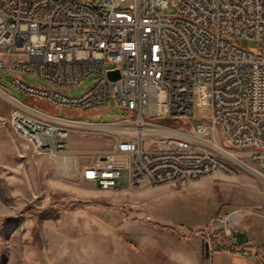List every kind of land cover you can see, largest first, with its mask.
<instances>
[{
  "label": "built area",
  "instance_id": "1",
  "mask_svg": "<svg viewBox=\"0 0 264 264\" xmlns=\"http://www.w3.org/2000/svg\"><path fill=\"white\" fill-rule=\"evenodd\" d=\"M123 1L0 0V52L9 56L0 67L26 96L13 95L12 127L48 147L58 170L74 152L73 131L108 136L111 147L75 170L102 188L236 173L244 155L264 173V0ZM92 74L82 94L65 91ZM195 91L208 113L190 114ZM112 97L126 113L79 117L109 110ZM240 217L237 209L214 215L202 228L209 247L236 244Z\"/></svg>",
  "mask_w": 264,
  "mask_h": 264
},
{
  "label": "rangeland",
  "instance_id": "2",
  "mask_svg": "<svg viewBox=\"0 0 264 264\" xmlns=\"http://www.w3.org/2000/svg\"><path fill=\"white\" fill-rule=\"evenodd\" d=\"M134 2L124 0L123 4ZM175 10V5H168L164 12ZM244 44L255 43L247 40ZM0 56L9 58L2 52ZM22 77L31 84H48L28 73ZM96 77L92 74L65 91L80 95ZM11 78L12 73L0 67V264H160L176 249L195 259L197 242L202 241L205 250L209 240L203 226L214 215L231 209L241 215L237 242L249 237V230L257 240L264 239V173L247 155L243 156L246 165L236 173L212 172L118 188L95 186L75 170L82 161L92 160L94 148L108 149L112 140L103 134L73 131L68 147L78 159L60 157V169H56L48 149L39 150L12 127L13 95L26 96ZM194 99L190 114L208 113V106L196 105L197 91ZM115 104L112 97L109 110L81 112L79 117L102 121L126 113ZM41 105L61 114L68 112ZM76 201L83 205H74ZM243 222L252 225L245 229L240 227Z\"/></svg>",
  "mask_w": 264,
  "mask_h": 264
},
{
  "label": "crops",
  "instance_id": "3",
  "mask_svg": "<svg viewBox=\"0 0 264 264\" xmlns=\"http://www.w3.org/2000/svg\"><path fill=\"white\" fill-rule=\"evenodd\" d=\"M103 148H94L92 152L101 150ZM86 151V150H85ZM79 162V161H78ZM90 162V161H87ZM86 163L82 161L80 167ZM79 164V163H78ZM93 185L96 186V182L92 181ZM241 222V220L239 219ZM251 222H243L240 227H246L249 229L251 227ZM249 234L243 242H237L235 240V247L229 248H214V243L211 242L209 248V255L205 254L203 250V242H197L195 252L197 257L193 259L187 254H183L182 250L171 251L169 256L161 259L160 264H264V239L257 240L256 236L249 231ZM212 246V247H211ZM244 247V248H243ZM243 248L238 251V249ZM169 253V252H168ZM172 259V260H171ZM174 260V262H173ZM182 260V262L178 261ZM147 264H155L147 263Z\"/></svg>",
  "mask_w": 264,
  "mask_h": 264
},
{
  "label": "water",
  "instance_id": "4",
  "mask_svg": "<svg viewBox=\"0 0 264 264\" xmlns=\"http://www.w3.org/2000/svg\"><path fill=\"white\" fill-rule=\"evenodd\" d=\"M108 73L113 78H116L120 75V71L118 68L117 69H111V70H109ZM205 248H206V255H209V241L208 240L205 241Z\"/></svg>",
  "mask_w": 264,
  "mask_h": 264
},
{
  "label": "bare ground",
  "instance_id": "5",
  "mask_svg": "<svg viewBox=\"0 0 264 264\" xmlns=\"http://www.w3.org/2000/svg\"><path fill=\"white\" fill-rule=\"evenodd\" d=\"M43 149H48V147H42ZM75 156L76 157V159H78L77 158V155L73 152V154L71 155V156ZM114 187H116V183H108V188H114Z\"/></svg>",
  "mask_w": 264,
  "mask_h": 264
},
{
  "label": "trees",
  "instance_id": "6",
  "mask_svg": "<svg viewBox=\"0 0 264 264\" xmlns=\"http://www.w3.org/2000/svg\"><path fill=\"white\" fill-rule=\"evenodd\" d=\"M74 205H83V203L80 201H76V202H74ZM24 213H26V212H24ZM232 247H235V246H232Z\"/></svg>",
  "mask_w": 264,
  "mask_h": 264
}]
</instances>
